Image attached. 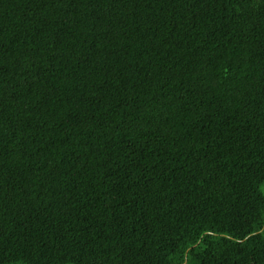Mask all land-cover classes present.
I'll return each instance as SVG.
<instances>
[{"label":"trees","instance_id":"16d2710c","mask_svg":"<svg viewBox=\"0 0 264 264\" xmlns=\"http://www.w3.org/2000/svg\"><path fill=\"white\" fill-rule=\"evenodd\" d=\"M0 264H264V0H0Z\"/></svg>","mask_w":264,"mask_h":264}]
</instances>
